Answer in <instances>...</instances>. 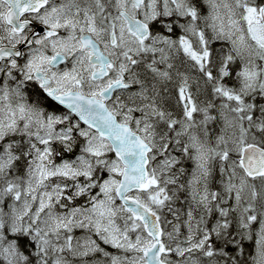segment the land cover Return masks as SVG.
I'll list each match as a JSON object with an SVG mask.
<instances>
[{
  "label": "snow or ice",
  "instance_id": "6c2138e0",
  "mask_svg": "<svg viewBox=\"0 0 264 264\" xmlns=\"http://www.w3.org/2000/svg\"><path fill=\"white\" fill-rule=\"evenodd\" d=\"M0 264H264V0H0Z\"/></svg>",
  "mask_w": 264,
  "mask_h": 264
}]
</instances>
